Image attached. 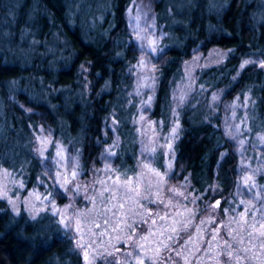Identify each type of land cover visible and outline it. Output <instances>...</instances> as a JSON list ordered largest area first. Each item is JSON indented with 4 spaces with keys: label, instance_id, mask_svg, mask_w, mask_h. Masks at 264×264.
Wrapping results in <instances>:
<instances>
[{
    "label": "trees",
    "instance_id": "1",
    "mask_svg": "<svg viewBox=\"0 0 264 264\" xmlns=\"http://www.w3.org/2000/svg\"><path fill=\"white\" fill-rule=\"evenodd\" d=\"M130 1L16 0L14 5L0 0V164L13 171L24 168L27 188L35 186L39 171L37 115L47 123L53 141L77 158L82 179L97 175L109 148L114 150L117 175L136 174L141 141L135 134L136 105L126 97L131 85L128 71L137 61L126 20ZM153 11L164 33V51L155 65L148 118L162 122L165 133L176 128L168 182L192 194L195 202L191 225L171 235L176 244L165 248L164 235L151 243L152 254L159 247L158 259H164L156 264H169V251L198 230V222L206 211L212 212L214 203L217 222L228 216L245 237H252V217L259 218L264 208V69L245 64L249 59L264 62V0H155ZM28 17L34 24L30 43L19 45ZM212 50L224 51V61L199 72L182 105L175 108L172 92L184 63ZM232 103L241 108L242 136L262 150L254 187H249L261 199L251 211L237 197L239 158L223 128L224 107ZM8 149L18 151L12 162L7 160ZM136 229L132 244L110 248L95 264L136 259L131 256L137 254L133 245L150 231L144 223ZM220 236L219 254L229 245L228 250L238 251L226 225L220 226ZM220 259V264H231L225 255ZM196 263L207 260L200 255ZM0 264L87 263L56 216L14 215L0 200Z\"/></svg>",
    "mask_w": 264,
    "mask_h": 264
},
{
    "label": "rangeland",
    "instance_id": "2",
    "mask_svg": "<svg viewBox=\"0 0 264 264\" xmlns=\"http://www.w3.org/2000/svg\"><path fill=\"white\" fill-rule=\"evenodd\" d=\"M12 3L15 5L16 0H12ZM154 4L155 0H131L126 11L129 34L134 43L132 55L137 59L128 71L131 85L126 94L128 102L133 101L136 105L135 134L141 141L136 174L132 177L117 175L114 150L109 148L102 157L101 169L97 175L88 180L82 179L77 158L60 142L53 141L47 123L38 115L35 120L37 132L34 143L39 171L35 186L32 189L26 187L24 168L13 171L0 164V200L6 203L12 214L24 213L30 218L44 213L56 216L61 226L73 236L76 247L77 240L84 245L83 249L77 248L82 252L83 259L84 250H87L92 264H95L98 256L105 251L109 252L110 248L114 249L120 244H132L130 242L137 237L136 228L141 223L148 225L150 231L146 237L138 238L137 243L133 245L137 254L131 256H141L144 258V264H152L148 257H154L156 254H152L154 248L151 243L156 244L157 239L164 235L167 245L176 244L173 236H177L184 226H190L195 214L192 194L168 182L176 128L165 133L162 122H153L148 118L155 90V65L164 51V33L154 22ZM104 17L102 15L101 22ZM28 20L27 31L20 32L18 36L19 45L30 43L28 36L34 24L30 17ZM4 42H7L6 39ZM6 48L9 49V45H6ZM225 57L224 51L212 50L204 57L197 53L190 61L185 62L180 81L175 84L172 92L174 107L182 105L199 72L222 63ZM250 63H256L264 69L262 61L249 59L245 62ZM213 104L212 100L208 106L212 107ZM240 109L237 103L224 107L223 128L239 158L241 189L237 197L244 204L255 206L261 196L251 192L249 187L250 184L254 187L252 180L258 174L257 166L262 150L260 146H250L242 136L238 116ZM29 111L27 109L26 113ZM2 135L0 131V141ZM14 143H18L17 138ZM17 152L8 149L7 160L14 161L13 156H16ZM159 157L163 159L161 163L156 160ZM157 172L163 180L155 174ZM126 179L132 180L133 183L127 185ZM137 187L139 194L130 190ZM215 207L214 203L212 212L206 211L203 214V220H200L196 227L198 230L191 232L192 235L185 239L182 246L169 251L172 254L166 256L168 263L201 264L196 263L201 255L206 258L207 264H217V261L220 264V257L223 255L218 253V244L221 241L220 226L226 225L228 238L239 245L238 251L233 252V258L229 262L237 264L236 258L239 257V264H264V236L253 231L252 237H245L246 234L243 235L244 230L240 225H233L228 216L224 222H217V216L213 214ZM62 219L65 221L63 224ZM77 219L81 225L80 233L76 231ZM157 234L161 236H156ZM141 244L144 245L143 248L140 247ZM135 260L131 259L127 264L136 263ZM163 260L157 258L155 264Z\"/></svg>",
    "mask_w": 264,
    "mask_h": 264
},
{
    "label": "snow or ice",
    "instance_id": "3",
    "mask_svg": "<svg viewBox=\"0 0 264 264\" xmlns=\"http://www.w3.org/2000/svg\"><path fill=\"white\" fill-rule=\"evenodd\" d=\"M155 174L157 176H159L161 180H163V177L160 176V173L157 172ZM117 180H119V178H117ZM125 183L127 185H131L133 182H132V180L126 179ZM130 190L136 191L137 194H139V188L138 187L135 188V189H130ZM217 206H218V204H217ZM121 207H123V205H121ZM251 210H252V206L250 205L248 211H251ZM241 220L246 222L247 221V217L246 216H241ZM252 220H253V223L250 225V227L254 231L258 232L261 236H264V210H261V215H260L259 218L252 217ZM61 223L63 224V223H65V221L62 219ZM75 225H76V231L78 233H80L81 232V225H80V221L78 219L75 220ZM97 227H99V225H97ZM104 234L105 233H101V235H104ZM249 235H251V233H249ZM145 239H147V238H145ZM76 243H77V247H80L82 249L84 248V245L82 243H80L79 240H77ZM140 247L143 248L144 245L141 244ZM164 247L167 248L168 245L164 244ZM262 247H264V245H262ZM230 248H231V245L228 246V249H230ZM228 249H225L222 252V254L227 256L228 261H231L232 258H233V252L231 250H228ZM155 251H156L157 257H148V259L152 261V264H155V259L158 258V255H159V252H160V248L159 247L156 248ZM245 251H247V249H245ZM129 255H131V253H129ZM236 259H237V264H239V257H237ZM84 260L87 262V264H91V261L89 260V254H88L86 249L84 250ZM136 264H144V258L141 257V256H137ZM217 264H219V261H217ZM225 264H227V261L225 262Z\"/></svg>",
    "mask_w": 264,
    "mask_h": 264
}]
</instances>
